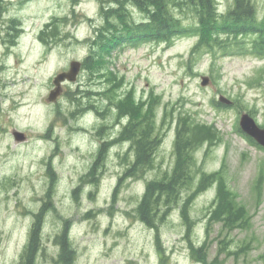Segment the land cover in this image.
<instances>
[{
  "label": "rangeland",
  "instance_id": "374dc122",
  "mask_svg": "<svg viewBox=\"0 0 264 264\" xmlns=\"http://www.w3.org/2000/svg\"><path fill=\"white\" fill-rule=\"evenodd\" d=\"M71 2L27 0L6 12L21 19L23 31L0 70V264L18 262L44 204L51 209L38 222L42 249L35 264H61L56 239L64 227L72 246L70 264H264V148L237 130L242 112L264 126V54L251 50L256 36L221 35L223 44L198 46L197 30H189L169 42L132 43L119 37L105 50L97 38L117 19L110 16L113 22H108L98 0ZM251 2L257 20H263L264 0ZM214 3L223 13L234 0ZM168 7L187 30L196 25L189 6ZM126 8L125 21H146L136 6ZM53 20L49 31L55 27L57 38L42 39L46 34L38 35L39 29ZM91 51L104 54L94 70L83 66ZM73 60L85 69L74 82L61 85L54 102L48 101L53 77ZM203 75L209 77L206 85ZM128 95L135 110L123 105ZM220 95L231 103H220ZM147 109L153 130L162 136L154 166L129 177L131 163L123 159L134 157L124 153L128 144L120 141L108 149L97 179H91L101 138L141 119ZM179 113L213 126L218 134L212 143L194 146L193 183L169 211L160 206L155 225L148 226L136 207L146 182L174 164ZM13 130L25 139L15 140ZM214 172V182L195 192L202 174ZM220 186L221 204L216 199ZM181 211L190 218L189 228ZM200 246L204 263L191 255Z\"/></svg>",
  "mask_w": 264,
  "mask_h": 264
},
{
  "label": "trees",
  "instance_id": "16d2710c",
  "mask_svg": "<svg viewBox=\"0 0 264 264\" xmlns=\"http://www.w3.org/2000/svg\"><path fill=\"white\" fill-rule=\"evenodd\" d=\"M128 3L133 6L135 5L139 10L145 12L147 15L146 21L140 22L137 25H135L134 21H130V19L125 21L128 18V12L126 13V5ZM170 4L180 11L183 10L184 7L189 6L197 17L196 25H193V27L191 26L188 30L181 26V18L173 15L171 9L168 7ZM119 5L120 7L118 9L107 7L108 9L104 10V7L101 8V12L104 13L108 22H113L109 21L110 16L117 19V23L115 22L108 26L110 30L105 36L101 35L99 39L97 38V43L102 46V49H105L104 46L106 44L108 46V41L119 37H124L127 40L131 39L130 41H133L132 43L140 41L141 39L156 42H169L177 35L188 33L189 30L190 32L197 30L199 34L198 46L207 44L210 41L215 43V45L223 44L218 39L221 35H234L235 37L243 33L253 34L256 36V39L251 44L252 52L264 54V19L261 21L257 20L251 0H234L232 7L223 13L217 11L214 0H122ZM51 25L56 24L53 22L46 23L40 33H45V30ZM53 29L54 30L50 33L52 34V39H56L57 31L55 27ZM51 36H49L48 32L42 39L50 38ZM103 55L104 54L98 52L92 53L91 51L90 57L85 61L88 64L85 65L84 62L83 66L89 70L96 69V66L100 65V58H102ZM84 67L82 69H85ZM133 101L134 100L128 95L123 105H126L129 110H135L133 108ZM118 108L120 109L123 107L119 104ZM149 109L152 113V109ZM163 113H165V111ZM121 114L122 113H119V116ZM142 114L143 117L141 119H131L128 125L121 130L120 135L113 138L112 141L104 139L106 141L98 145L95 151V159L89 169V176H91V179H94V176L95 179H97L96 177L104 167L108 149L115 143L123 141L126 138V130L129 138L133 141L130 149L133 150L135 156L134 161L129 162L131 164L127 167L128 176L138 177L154 166L156 151L160 146L162 136L160 133L153 130L152 121L147 117L149 110H144ZM179 115L180 116L176 119V137L173 147L175 156L174 164L171 170L165 171L160 176L146 182L144 191L142 195H140L136 207L138 218L148 226H154L155 223L153 222V218L160 214L159 211L162 209L164 212L169 211L172 207L171 204L179 200L183 188L190 187L193 183V180H191V170L194 164L191 157L194 146L199 144L202 140L212 143L213 138L211 137L218 134L213 126L209 127V125H205L204 123L190 122L186 114L179 113ZM237 130L241 132L239 127ZM247 138L250 142L259 146L253 139L250 137ZM123 161L127 163L125 158ZM216 175L217 172L211 174L203 173L195 192L203 190L206 183L207 185L212 184ZM220 185L222 184L220 183ZM219 188L220 190H218L216 199L218 203L221 204L223 189L221 186ZM46 206L47 204H44V207ZM160 206H165V209H160ZM43 208L41 207L38 215L35 214L36 218L30 225L27 242L16 264L36 263V258L42 249L39 237V223L40 214L44 211L42 210ZM158 209L159 211H157ZM224 210H227V208ZM220 215L221 214H214V217L222 218ZM181 217L189 228L191 221L188 214L181 211ZM226 221L228 222V220ZM56 242L60 250L59 259L64 262L61 264H69L72 258V246L69 235L67 234V227H64V229L59 232ZM202 249L203 247L200 246L198 250H193V255L195 259L204 263V254H206V252L202 251ZM200 251H202V253H199Z\"/></svg>",
  "mask_w": 264,
  "mask_h": 264
},
{
  "label": "flooded vegetation",
  "instance_id": "af4514ba",
  "mask_svg": "<svg viewBox=\"0 0 264 264\" xmlns=\"http://www.w3.org/2000/svg\"><path fill=\"white\" fill-rule=\"evenodd\" d=\"M27 0H0V70L6 68V62L9 57H11L15 53V48L17 45V38L23 31V25L21 24V19L15 14L12 16H6V12L8 11V7L10 5H21L25 3ZM101 4H107L112 9L116 8L118 9L120 7V3L122 0H98ZM79 2V0H72V4L75 5ZM119 13V12H118ZM9 17V18H7ZM48 22V21H47ZM42 29V28H41ZM41 29L38 31V35L40 34ZM52 30L48 31L45 30V34L47 35L49 32V36L52 34L50 33ZM45 36V35H44ZM52 37V36H51ZM82 64V63H81ZM128 125V123L122 124L121 128L117 132V134L106 136L110 141H112L113 138L120 135L121 130ZM127 131V130H126ZM125 131L126 138L123 140L124 143L127 142V149H125L124 153H132L133 157L134 153L133 150L130 149L132 140L129 138L127 132ZM128 136V138H127ZM106 140H101L100 143L105 142ZM125 160L127 163L133 162V159H130L129 156H125Z\"/></svg>",
  "mask_w": 264,
  "mask_h": 264
},
{
  "label": "water",
  "instance_id": "95a60500",
  "mask_svg": "<svg viewBox=\"0 0 264 264\" xmlns=\"http://www.w3.org/2000/svg\"><path fill=\"white\" fill-rule=\"evenodd\" d=\"M80 70V62L73 60L69 64V68L66 71L57 73L53 79L54 89L50 91L48 100L55 101L56 97L60 94L61 83L64 81L73 82L76 80L77 74ZM209 82L208 76L201 77V84L206 85ZM219 100L225 104H230V100L221 96ZM239 126L241 130L251 137L255 142L264 147V128L260 127L255 120L248 114L243 112L239 120ZM13 136L17 141L25 139L24 133L14 130Z\"/></svg>",
  "mask_w": 264,
  "mask_h": 264
},
{
  "label": "bare ground",
  "instance_id": "6f19581e",
  "mask_svg": "<svg viewBox=\"0 0 264 264\" xmlns=\"http://www.w3.org/2000/svg\"><path fill=\"white\" fill-rule=\"evenodd\" d=\"M50 207L49 206H46V207H44L42 210H44L43 212H42V214H40V216H43V218H42V220L40 219V221H42V222H44V217L47 215V213L48 212H50ZM35 216V215H34ZM36 218V217H35ZM34 218V219H35ZM59 262L60 263H64L63 261H61L60 259H59ZM70 264V263H69Z\"/></svg>",
  "mask_w": 264,
  "mask_h": 264
}]
</instances>
